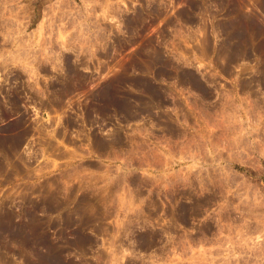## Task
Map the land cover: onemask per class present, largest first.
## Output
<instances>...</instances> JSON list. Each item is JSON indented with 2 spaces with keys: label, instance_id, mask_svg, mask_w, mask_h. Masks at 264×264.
<instances>
[{
  "label": "rangeland",
  "instance_id": "obj_1",
  "mask_svg": "<svg viewBox=\"0 0 264 264\" xmlns=\"http://www.w3.org/2000/svg\"><path fill=\"white\" fill-rule=\"evenodd\" d=\"M221 1L0 0V264H264V36L216 50L264 12Z\"/></svg>",
  "mask_w": 264,
  "mask_h": 264
},
{
  "label": "bare ground",
  "instance_id": "obj_2",
  "mask_svg": "<svg viewBox=\"0 0 264 264\" xmlns=\"http://www.w3.org/2000/svg\"><path fill=\"white\" fill-rule=\"evenodd\" d=\"M222 1H224V0H222ZM221 1V2H222ZM220 3V2H219ZM261 6H262V12H264V0H262L261 1ZM261 12V13H262ZM263 14V13H262ZM188 15V13L186 12L185 13V16H187ZM243 15H245V14H243ZM234 17V16H233ZM231 18V17H230ZM235 18V17H234ZM142 19H144L143 18V14H142V12H141V10H138V12H137V14L135 15V21L137 22V25H138V23H140L141 21H143ZM238 19V18H237ZM237 19H234V21H232V22H230L229 20V22L230 23H224V25L222 24V22L221 23H218L217 24V29L218 28H228V29H230V36H231V39H234L233 41H232V44H229V45H227V43L225 44L224 42V44H222L221 43V45L216 49L217 50V54H218V56L217 57H219V56H221V55H225V54H227L228 56H229V58L232 60V61H236V60H239V58H244L245 56H247L248 55V53H249V51L250 50H259L257 47V45H256V43H255V41H256V39L257 38H262L263 36H264V24L262 23V21L260 22V23H257L258 22V20H256L255 19V17L254 16H250L249 18H247V20L248 21H246L245 19V21L246 22H249V26H248V28H246V30H244V31H241V30H239L238 29V26H237V24H236V22H237ZM243 19V18H242ZM256 20V23H254L255 22V20ZM219 22V21H218ZM240 23H242V22H240ZM244 23V22H243ZM242 23V24H243ZM256 24V25H255ZM223 25V26H222ZM241 25V24H240ZM133 29H134V27H133ZM227 29V30H228ZM227 32V31H226ZM238 33L240 34L239 36H238ZM228 36V35H227ZM230 39V40H231ZM237 39V40H236ZM128 41V40H127ZM226 42V41H225ZM231 41H229L228 43H230ZM258 42V41H257ZM260 44V43H259ZM263 46V48H264V42H263V44H262ZM260 48H261V46H260ZM251 52V51H250ZM255 52V51H254ZM259 52V51H258ZM252 54H253V52H252ZM157 55V54H156ZM257 55V54H256ZM260 55H262V54H260ZM157 56H159V57H161L160 55H157ZM255 56V55H254ZM258 56V55H257ZM224 57V56H223ZM228 58V59H229ZM256 58H258V57H256ZM158 59V58H157ZM160 59V58H159ZM222 59V58H221ZM229 59V60H230ZM259 59V58H258ZM153 60V59H152ZM167 61V60H166ZM231 61V62H232ZM259 61V60H258ZM71 62H73V61H71ZM153 62H156L155 60L153 61ZM74 63H77V62H75L74 61ZM166 63V62H165ZM71 65V64H70ZM149 66V65H148ZM168 66V65H167ZM69 67V66H68ZM72 67V66H71ZM75 67V66H74ZM78 67V66H77ZM76 68V67H75ZM79 68V67H78ZM148 68V67H147ZM70 69V68H69ZM149 69V68H148ZM166 69V68H165ZM75 70V69H74ZM150 70H151V67H150ZM164 70V69H163ZM169 70V69H168ZM166 71V70H165ZM68 72H70V71H68ZM67 72V76H69L70 74ZM73 72H78V71H73ZM69 74V75H68ZM77 74V73H76ZM79 74V73H78ZM59 77H60V75H58ZM63 76V75H62ZM61 76V77H62ZM74 76H75V74H74ZM65 78H68V77H66V76H64ZM63 77V78H64ZM80 77V74H79V76H78V78ZM91 77V76H90ZM54 78H55V76H54ZM57 78V77H56ZM71 78V77H70ZM75 78H77V76L75 77ZM81 78V77H80ZM87 78V77H86ZM118 78V77H117ZM59 79V78H58ZM72 79V78H71ZM74 79V78H73ZM61 80H62V78H61ZM83 79H79L78 81H82ZM87 80V79H86ZM54 82H56L55 80H53ZM57 81H59V80H57ZM65 81H67V80H65ZM65 81L64 82H61L62 84H66L65 83ZM73 81V80H72ZM90 81V80H89ZM119 81V80H118ZM67 82H69V80L67 81ZM116 82V81H115ZM58 83V82H57ZM70 83V82H69ZM78 83V82H77ZM77 83H75V85L77 84ZM79 83H81V82H79ZM109 84V83H108ZM120 84V83H119ZM59 85V84H58ZM57 85V86H58ZM67 85V84H66ZM71 85H72V83H71ZM54 86H56L55 85V83H54ZM65 85H63V87H64ZM68 87L70 86V85H67ZM73 86V85H72ZM77 86H79V85H77ZM113 86H114V84H113ZM122 86V85H121ZM62 87V86H61ZM61 87H56V88H59V90H60V88ZM62 87V88H63ZM67 87V88H68ZM112 87V85H109L107 88H106V91H107V96H109L110 97V99L112 98V90H114V88H111ZM117 88V87H116ZM51 89H53V88H51ZM55 89V88H54ZM63 91H65L66 90V88H64V89H62ZM54 91V90H53ZM52 91V92H53ZM56 91H57V89H56ZM68 91V90H67ZM59 92V91H58ZM55 93V92H54ZM53 93V94H54ZM57 93V92H56ZM60 93V92H59ZM58 93V94H59ZM62 93V92H61ZM60 93V94H61ZM65 93V92H64ZM105 93V92H104ZM59 94V95H60ZM106 94V93H105ZM119 94V93H118ZM16 96V95H15ZM57 96V95H56ZM52 97H53V95H52ZM14 98V97H13ZM105 98H106V96H105ZM152 98V97H151ZM155 98V97H154ZM109 99V100H110ZM107 100H108V97H107ZM154 100H156V99H154ZM154 100H151V101H149L148 100V103L144 106V109H145V111L146 112H151L152 111V109L153 108H155V107H157V103L159 102V100H157L158 102H156V101H154ZM12 101V100H11ZM14 101V100H13ZM112 101V100H111ZM128 102H125V110L127 111V115H130V114H132L133 113V111L134 110H132L131 109V107H129L130 105H128L127 104ZM17 104V103H16ZM41 104H44V103H41ZM109 104H111V102L109 103ZM127 104V105H126ZM112 105V104H111ZM43 106V105H42ZM46 106H48V104L46 105ZM49 108V107H48ZM102 108V107H101ZM142 109H143V107H142ZM141 109V110H142ZM100 110V109H99ZM111 113V112H110ZM135 113H138V112H135ZM106 114H107V112H106ZM109 115V114H108ZM115 116V115H114ZM104 117V116H103ZM108 117V116H107ZM117 128V127H116ZM97 140V139H96ZM99 141H97V142H95V143H98ZM101 143V144H100ZM100 145H104V142L101 140L100 141ZM98 144V145H99ZM97 145V144H96ZM101 148H102V146H101ZM49 240H47V242H48ZM49 247H50V252L49 253H47V254H42L41 255V262L43 263V264H62V255H61V249L59 250V249H57L58 248V245H55L54 244V242H53V244H51V243H48L47 244ZM52 247V248H51Z\"/></svg>",
  "mask_w": 264,
  "mask_h": 264
}]
</instances>
